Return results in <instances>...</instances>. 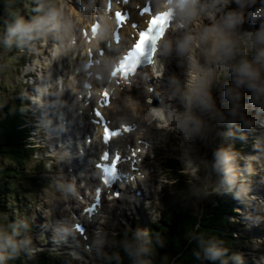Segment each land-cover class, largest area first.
Segmentation results:
<instances>
[{"label":"clouds","instance_id":"1","mask_svg":"<svg viewBox=\"0 0 264 264\" xmlns=\"http://www.w3.org/2000/svg\"><path fill=\"white\" fill-rule=\"evenodd\" d=\"M256 3L257 0H146L148 18L153 21V27L140 30L132 37L134 42L129 47L127 40L120 43L123 25L115 17L118 11L115 4L109 0H59L60 19L16 16L11 25H5L7 36L3 42L10 46L12 37H15L17 48L33 55V63H37L35 57L45 64L76 60L79 65L76 72L82 74V88L76 90L75 100L79 101L81 97L87 100L93 95L102 97L105 107L114 110L116 135L130 134L147 155L150 145L145 135L148 133L165 137L172 133L182 137L183 141H191L207 118L218 117L217 123L225 119L216 107L210 87L212 80L219 82L225 72L231 73L237 88L244 85L252 92L247 104L234 103L228 109L229 114L235 116L241 107L255 108L257 116L264 113V78L261 77L264 72V0H259L260 7L254 10L245 7L251 8ZM33 11L42 13L41 5L37 3ZM258 18V29L244 32L248 40L235 34L237 26L242 27L246 21L255 23ZM250 49L251 60L247 58ZM141 64L151 69V76L144 81L146 94L143 101L130 94L136 83L130 77ZM193 66L198 71L190 82L188 73ZM42 79L38 71L33 84L35 95L25 92L22 96L33 103H43L44 98L50 96V107H63L65 101L61 97L67 91L63 77L56 78L60 84L52 92H49L50 85L40 83ZM154 84L158 85V90H154ZM124 90L129 93L126 98L121 97L119 104L110 105L108 97L115 101ZM223 95L231 101H241L243 97L242 92L232 87H226ZM129 101L136 105L135 115L127 107ZM241 119L245 127L255 122V117L248 120L241 115ZM260 123L264 125V119ZM212 157L211 170L220 175L212 183L211 192L223 190L228 193L235 186L237 190L233 196L243 203L248 190L247 179L252 174L251 164L247 161L254 157H248L242 169L238 167L235 155L225 148L214 149ZM104 167L103 163L97 164V168ZM136 176L143 179L139 172ZM56 186L65 193L76 192L74 182L57 183ZM207 188L205 185L202 189L206 194ZM167 193L168 189H160V194ZM57 231L67 233L69 230L61 227ZM141 234L137 229L132 242L122 241L124 251L130 257L133 256L135 239ZM16 235L15 229L10 236L0 229V264L5 258L6 247L15 253L29 242L14 240ZM97 235L99 238L94 243H105L99 229ZM146 250L143 246L137 248L133 264H150V261L138 257L139 252ZM222 251L226 249H206L210 259L220 257ZM116 259L119 260L118 255ZM221 264L225 262L221 261Z\"/></svg>","mask_w":264,"mask_h":264},{"label":"rangeland","instance_id":"2","mask_svg":"<svg viewBox=\"0 0 264 264\" xmlns=\"http://www.w3.org/2000/svg\"><path fill=\"white\" fill-rule=\"evenodd\" d=\"M37 3L41 5L42 13L33 11ZM58 3L59 0H24L22 17L27 19L30 16H40L45 19L49 17L60 19L62 13ZM250 55H252L251 49L247 53V56ZM35 60L37 63H33V55L22 48H17L15 37H12L10 46L5 44L0 46V118H2L1 111H3L2 106L5 102L10 103V99H12V101L21 103L20 110L24 115L20 120L21 122L24 120L26 123V126L24 125L28 134L26 141L29 146L35 147L33 160L27 165H23L22 168L24 172H36L35 177L37 178L34 185L22 183L23 186L16 196L12 192V195L4 200V207H0V229L3 232L9 229V226H18V231L19 228L24 229L23 236L29 241L24 244L28 248L26 253L28 258L44 254L42 259L47 264H103L104 254L107 249H110L116 235H120L124 231L127 232V230L136 232L139 229L142 232L146 227L158 222L164 211V198H169L168 195L175 192L173 177L177 176V173L182 176L181 178H188V188L195 197L191 207L197 215L202 207L215 202L216 197L225 193L223 190L217 193L210 190L212 183L220 175V173L211 170L212 151L216 148H225L230 154L235 155L240 169L244 167L248 157H254L247 161L251 164L252 174L247 179L248 190L245 193L244 202H238L233 196L237 190L235 186L230 192L232 203L228 220L234 223L232 230L234 235L237 230L240 233V244L236 246L235 250H231L233 251L232 257H236L232 264H264V233L260 231V229H264V164L262 162L264 157L261 151L263 146L258 138L262 125L253 108L241 107L237 109L235 116L229 114L228 109L237 103L223 95L226 87L236 90V85L229 72H225L219 82L214 80L210 85L216 100V107L225 117L223 121L217 123L218 117L207 118L201 125L200 132L195 134V138L191 141H183L182 137L172 133L166 137L156 135L154 132L145 135L152 143V149L150 148L147 153L144 166L152 175V180L147 182V191L152 193L149 201L147 199L136 201L137 210H131L124 214L119 209L118 202L114 204L105 200L101 213L96 219L97 226L91 231L93 237L98 239L97 230L99 229L105 243H94L88 254L70 252L63 246L55 247L54 244L61 235L57 229L67 228L70 225L72 211L76 209V204L73 205L71 199H77V202L81 201L78 199V194L81 191L85 193L86 197H91L90 193L94 183L83 175L87 174L86 172L90 168L89 163H85L83 160L79 161V166H83L84 169L76 171L78 166L75 169L71 166L67 168L66 166L70 162L66 160L63 162V157L59 152L65 150L49 146L44 150L38 148L44 146L46 141H50L52 146L57 144L58 137L51 131L39 128L36 123L38 113L48 109L43 107L40 102H31L23 97L22 93L35 95L33 84L36 82L38 71L44 78L40 83L51 86L49 92L56 90H54L55 85L56 88L59 86L60 81L56 79L58 76L63 77L65 89L70 88V81L67 79L65 69L75 62L73 60L53 61L51 64H45L39 57H35ZM188 76L191 82L190 77H193L191 69H189ZM257 83L260 82L257 81ZM156 89H158V85ZM69 94L72 96L71 91ZM243 94L242 100L245 102L242 105H245L250 100L252 93L251 90L244 88ZM67 103L71 104V100H67ZM66 108L70 110L69 107ZM49 110L53 114L52 107ZM131 110L135 115L137 109L132 108ZM241 115L248 120L255 117V122L250 127H245ZM68 135L64 137L69 139ZM170 162L173 166L178 165L179 168H182L181 173L174 171ZM88 173L90 174V172ZM74 174L82 178L79 182L80 187L76 189L79 191L78 193H65L57 188V183L63 185L74 182L76 185V181L72 179V176L75 177ZM153 175H155L156 181H154ZM237 184H239V180ZM205 185L208 186L207 194L205 190H202ZM162 188L168 189L166 195L160 194ZM147 191H142V194L147 195ZM116 206L119 207L118 210L115 208ZM254 208H256L255 213ZM164 215L166 216V212ZM51 259L55 262H52Z\"/></svg>","mask_w":264,"mask_h":264},{"label":"trees","instance_id":"3","mask_svg":"<svg viewBox=\"0 0 264 264\" xmlns=\"http://www.w3.org/2000/svg\"><path fill=\"white\" fill-rule=\"evenodd\" d=\"M23 2L24 0H0V46L4 45L3 41L7 36L5 25H11L16 16H22ZM10 101L2 106V118H0V207L2 208L4 200L10 197L12 192L16 196L23 186L22 183L26 182L32 186L37 180L36 172L23 171L22 166L33 160L34 149L26 141L28 136L24 129L26 123L20 120L24 115L20 110L21 103L12 99ZM24 119L26 120V116ZM171 168L180 173L183 170L178 165L171 164ZM181 177L178 173L173 177L175 192L168 195L169 198H164V211L158 222L143 229L141 237L135 239L133 256L127 255L122 245V241H133L135 231L127 230L116 235L110 249L105 252L103 264H133L139 246L147 250L139 252L138 257L150 261V264H221V261L232 264L235 261L236 257H232L231 250H235L240 244V233L237 230L238 233L234 235L232 231L234 223L228 220L232 194L222 193L215 198V202L202 207L196 215L191 207L195 197L188 188V178ZM17 227L9 226L4 234L10 236L15 229L18 235L13 239L24 240V229L19 228L18 231ZM206 249H226V251H222L220 257L210 259ZM27 250L28 248L23 245L13 253L10 247H6L2 264H47L42 259L44 254L28 258ZM117 255L119 260L116 259Z\"/></svg>","mask_w":264,"mask_h":264},{"label":"bare ground","instance_id":"4","mask_svg":"<svg viewBox=\"0 0 264 264\" xmlns=\"http://www.w3.org/2000/svg\"><path fill=\"white\" fill-rule=\"evenodd\" d=\"M229 7H234V5H230ZM245 7L249 10V11H251V10H254L256 7H260V4H259V0H257V3L255 4V5H253L251 8H248V6L247 5H245ZM249 23L250 24H248V21H246L244 24H243V26L241 27V26H237V28L234 30L235 31V34L237 35V36H240L241 37V39H245V40H248V38L244 35V32H245V30L247 31V32H254L255 30H257L258 29V27H259V18L257 19V21L255 22V23H252V22H250L249 21ZM126 30L127 31H125V29H123V32H122V34H123V42L125 41V39H126V37L128 36V29L126 28ZM250 42V41H249ZM106 54H109L107 51H106ZM248 57V59L249 60H251V58H252V55H250V56H247ZM74 62H75V64H73L72 66H76V65H78V63H77V61L76 60H74ZM70 63H72V62H70ZM68 65V64H67ZM71 66V67H72ZM69 65L66 67V72L68 71V69H70L71 68ZM209 67H211V65H209ZM191 69V73H193V80L195 79V76H196V73H197V69L195 68V66H193L192 68H190ZM68 73V72H67ZM261 76H262V78H264V72H262L261 73ZM192 78L190 77V80L191 81H193L192 80ZM139 80V79H138ZM144 81L145 80H143V79H141V80H139V83H140V85L138 84V82H136L134 85H133V91L130 93L134 98H136V99H139V100H141V101H143L144 100V97H145V94H146V90H145V88H143L144 87ZM214 81V79L212 80V82ZM211 82V83H212ZM136 84H138L139 85V87H136L135 85ZM153 86H157L156 84H154ZM139 88V89H138ZM244 88H245V86L244 85H240L239 86V88H237L236 87V91H240V92H242L243 93V91H244ZM56 89V85H55V87H54V90ZM156 90H158V89H156ZM250 93V92H249ZM252 93V92H251ZM129 93L127 92V90H124L123 92H120L119 93V96L117 97V99L115 100V101H113V99L111 98V104H119L120 103V98L121 97H124V98H126V96L128 95ZM149 94V93H148ZM150 95V94H149ZM244 95V94H243ZM262 95H264V94H262ZM69 96H71L70 94H69V91H66V93H65V95H64V97H61V99L62 100H64V101H66L67 102V100H69ZM51 99V97L49 96V97H45L44 98V104L43 105H45V103H48V101ZM65 102V103H66ZM237 103H239V104H241L242 105V103L243 102H245L244 100H242L241 99V101H236ZM64 106H69L68 105V103H67V105H65L64 104ZM63 106V107H64ZM44 107V106H43ZM70 107V106H69ZM127 107H129L130 109H132V108H136V105L135 104H132L130 101L129 102H127ZM63 109H65V107L64 108H59L58 110H57V112L58 113H60L61 114V112H64L63 111ZM67 109V108H66ZM253 109H255V108H253ZM46 113H48V111L47 110H45V111H43V112H39L38 113V118H37V121H36V123H37V125H38V127L39 128H41V129H46V130H48V131H51L53 134H54V130H53V124H52V118L50 117V114H47V115H45ZM106 113L108 114V116L112 119V121H113V123L114 124H116L115 123V115H114V110L112 109V108H107L106 109ZM63 114H65V113H63ZM255 115H256V117L259 119V120H262V119H264V113H260L258 116H257V114H256V112H255ZM65 116H67V117H69V115L67 114V112H66V115ZM54 122V121H53ZM78 128L79 129H82L83 128V130L84 129H86V126H84V127H79V125H78ZM259 141L262 143V146H263V148H262V154H263V157H264V125H262L261 126V128H260V131H259ZM145 139L147 140V142L149 143V145H150V148L152 149V143L150 142V139L148 138V137H146L145 136ZM62 142H64L63 140H61ZM117 142H116V145L118 146V147H120L121 149H125V145H126V143H128L129 145H130V147H132V146H134L135 147V150L134 149H130V150H132V151H119V152H121L122 154H124V156H128V157H130V165H134V166H136V165H139L140 167H141V169L143 170V174H144V178H143V182H145V184H146V187H147V182L151 179L152 180V175H150L149 174V172H148V170H146V168L144 167L146 164H145V159H146V157L148 156V155H146V153H145V150H144V148L143 147H141V146H139V145H136L135 144V142H134V140L132 139V137H131V135L129 134V135H125L124 137H123V140H122V142H121V139L120 138H118L117 140H116ZM118 141H120L121 143H119ZM47 142H49V143H47ZM54 145H56L55 147H56V149L59 147V145H57V144H54ZM115 145V146H116ZM47 146H50V141H46L45 142V145L43 146L44 148H46ZM138 148H140L141 150L140 151H136ZM138 152V153H137ZM59 153H61V155L63 156V154L65 155V157L66 158H68V157H72V160H71V162L69 163V165H67L66 167L68 168L69 166H72V167H74V165H76V163H77V161H76V159H74V152L73 151H71V148H69V151H60ZM129 154V155H128ZM68 156V157H67ZM85 160H83L85 163H88V161L86 160V157L84 158ZM65 160L66 159H64L63 160V162H65ZM263 162V164H264V160L262 161ZM80 168V167H79ZM81 169V168H80ZM146 171V172H145ZM88 172H89V170H87V174H84V176L86 175L87 177H89V179H90V181H92L93 179H94V177H93V175H90V174H88ZM74 176L75 177H73L72 176V179H73V181H76V189H78L79 187H80V184H79V182L82 180V178H80V177H77L75 174H74ZM155 175H153V177H154ZM154 181H156V178L154 177ZM142 180V179H141ZM147 190H148V187H147ZM256 190V189H255ZM252 191H254V190H252ZM79 191H76V193H78ZM81 193H82V191H81ZM148 193L149 194H152L151 192H149L148 191ZM93 194V193H92ZM125 194L126 195H123L122 197H121V202H120V200H119V202H120V205H119V207H121V210L124 212V214L126 213V212H128V211H130L131 212V209L132 210H134V211H136L137 210V208H136V206H135V204L133 203V202H130V201H133L134 199V201H139L140 200V198L138 197V196H136V195H134V198L129 194V193H126L125 192ZM151 196V195H150ZM263 197V196H262ZM127 199L129 200V202L127 203ZM77 200V199H76ZM76 200H72L71 199V201H73L72 203H73V205H78L79 203L76 201ZM264 200V199H263ZM110 202L111 203H116L117 201H111L110 200ZM127 203V204H126ZM254 210V213L256 212L255 210H256V208H254L253 209ZM258 215V214H257ZM255 216V215H254ZM90 222H91V224H90ZM92 221H87V225L90 227V228H93L92 227ZM263 223H264V220H263ZM70 227V226H69ZM65 229H68V228H65ZM69 230V229H68ZM260 231H261V233H264V229H260ZM72 233H71V231H68L67 233H65V232H61V235H59V238H58V240L56 241V243L54 244V246L55 247H59V246H64V244H65V242L62 240V238H65V240H66V238L68 237V238H72L71 235ZM89 241L87 242V243H85V245L86 244H88L85 248H84V253H89L91 250H92V248L91 247H93L94 246V241L96 240L95 239V237H93V235H92V232H90L89 233ZM239 235V234H238ZM66 250H68L69 248L67 247V248H65ZM51 261L53 262H55V260H53V259H51Z\"/></svg>","mask_w":264,"mask_h":264}]
</instances>
